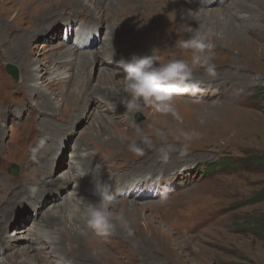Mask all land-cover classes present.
I'll list each match as a JSON object with an SVG mask.
<instances>
[{
    "label": "rangeland",
    "instance_id": "374dc122",
    "mask_svg": "<svg viewBox=\"0 0 264 264\" xmlns=\"http://www.w3.org/2000/svg\"><path fill=\"white\" fill-rule=\"evenodd\" d=\"M67 1L0 0V264H34L38 253L11 257L14 248L6 247L31 246L42 229L70 259L90 264H264V238L247 226L264 222V202L243 205L264 188V171L233 165L247 151L264 152V0H80V9ZM197 28L220 34L212 37L217 76L194 68L204 90L199 99H177L182 120L151 108L127 112L123 84L101 81L108 71L122 79L120 59L153 49L162 63L172 56L190 63V51L175 43ZM82 54L99 55L82 65ZM106 54L115 66L103 62ZM8 64L16 78L7 74ZM36 67L48 71L42 80L30 78ZM134 121L153 137L140 156L128 150ZM180 130L200 135L185 141ZM75 146V162L92 155L91 168L117 196L114 211L123 212L133 235L119 221L108 236L76 232L86 225L83 206L63 203L75 181L50 201L58 176L73 166ZM20 177L33 179L35 196ZM165 188L170 198L161 205L157 194ZM58 205L61 211L52 214ZM52 215L54 224H46ZM53 255L43 257L69 264Z\"/></svg>",
    "mask_w": 264,
    "mask_h": 264
},
{
    "label": "clouds",
    "instance_id": "9594fccd",
    "mask_svg": "<svg viewBox=\"0 0 264 264\" xmlns=\"http://www.w3.org/2000/svg\"><path fill=\"white\" fill-rule=\"evenodd\" d=\"M213 35L219 36L220 34H213L211 31L202 32L197 28L192 30L188 38L176 41L177 48L182 51H190V63L176 56H172L162 63L158 49H153L150 55H133L129 59H120L117 63L123 70L122 91L126 98L122 104L126 111L143 113L145 108H151L163 115L170 114L177 121L182 120L176 106L177 99L181 97L199 99L197 93L204 90L203 81H198L194 75V68H204L206 75L210 78L214 79L217 76L216 64L213 62L215 57ZM133 124L136 138L128 143V150L140 156L144 154L147 147L152 146L153 137L135 121ZM199 135L195 130L179 131V137L185 141H191ZM155 136L161 140L167 139V134L161 129H155ZM161 152L162 158L167 160V151L162 149ZM82 155L86 156L87 153H82ZM85 174L87 173H82L81 176ZM98 190L101 193V198L98 201L93 202L80 197L87 228L94 230L98 236H108L115 231L116 223L114 221H119L127 229L128 235H133L134 230L125 220L123 212L117 214L114 211L117 196L104 185H98ZM170 191L165 188L157 194L161 205L169 201Z\"/></svg>",
    "mask_w": 264,
    "mask_h": 264
},
{
    "label": "bare ground",
    "instance_id": "6f19581e",
    "mask_svg": "<svg viewBox=\"0 0 264 264\" xmlns=\"http://www.w3.org/2000/svg\"><path fill=\"white\" fill-rule=\"evenodd\" d=\"M80 0H68L66 5L71 8V9H75V8H82V4H80ZM79 8V9H80ZM75 11V10H74ZM158 24V23H157ZM157 28V27H156ZM80 34V33H79ZM79 42L76 43L75 47L77 48H81L85 42H83L81 39L78 40ZM103 51V50H102ZM99 54H82L80 59L83 60L82 62H80L82 65H85L87 63V60L89 58H93L95 56H97ZM112 55H116V56H119V53H116V52H112ZM115 58L112 56L110 57V55L106 54V55H103V62L107 63L108 65H111V66H115ZM112 61V62H111ZM118 67V65H117ZM120 68V67H118ZM121 69V68H120ZM32 71V75H31V80H34V81H37V80H42L43 78V75L44 74H48V71L46 69H40L38 67H36L34 70H31ZM115 74L112 72V71H108L106 72L102 77H100L101 81L103 82H113L114 84H118V83H122V79L118 78V77H113ZM57 77H60L61 75L60 74H57L56 75ZM65 76V75H64ZM68 79L67 77H64V78H58L57 80H61V79ZM51 79V78H50ZM34 83V82H33ZM33 87L37 90L38 86L37 84L33 85ZM82 87V86H81ZM78 90V89H77ZM79 150V148H77V146H75L73 152L74 154L71 153V157H70V161L73 163V166H71V170L70 171H67L65 173H63L62 175L58 176V179L60 182L56 183L58 184L57 187H60L58 189V194L57 195H54V196H51L50 198V201L54 202L57 198H63L61 195L63 193H65L67 191V188L69 185H67V181L69 180L70 182L71 181H75L76 184L73 187L72 190H70L68 193H66V196H64L63 198V203L64 205L69 203V202H72V204H75L76 206H83L80 202V197H84V194H88L91 195L93 197V199H100L101 198V193L100 191L98 190V185H104L106 188L108 187V185L103 181V179L99 178L98 177V173H94L95 171H97L98 169L96 167H93L91 168V165H92V162L90 163V159L92 158V155L90 154H87L86 156H82L81 158H79V162H75V159L77 158V151ZM26 162H24L25 164ZM92 169V171L89 169ZM84 170V171H83ZM82 173H87L83 176H81ZM26 177V176H24ZM32 177V176H31ZM30 178V177H29ZM89 178H92L94 179L95 183L94 185H90V187L88 186V180ZM26 179V178H25ZM20 180H21V177H20ZM23 180V179H22ZM20 181V182H23V181ZM2 184L5 183V180L4 181H0ZM7 182V181H6ZM33 182V179H29L27 181H24L22 183V185L25 186L26 189L30 190L31 192V195L32 196H35V192L36 190L33 189L32 187L29 188V186L31 185V183ZM51 182V181H50ZM49 182V184H50ZM41 185H45V183H39ZM1 186V185H0ZM56 187V186H55ZM70 187V186H69ZM71 188V187H70ZM14 189L12 187V190L11 192H13ZM85 198V197H84ZM86 199V198H85ZM88 200V199H86ZM36 202V201H35ZM66 202V203H65ZM6 203V201H5ZM7 205V204H6ZM44 205V204H43ZM68 205V204H67ZM61 205L58 207L55 206L53 208V212L52 214H56V212H59L61 211ZM69 207V206H66V208ZM3 206L1 205L0 203V209H2ZM4 211L0 210V213H3ZM47 221H46V224H52L55 220V217L52 215L50 217H47ZM54 224V223H53ZM83 225L86 224L85 223H81ZM78 225V224H77ZM76 225V226H77ZM46 226V225H45ZM50 226V225H49ZM54 226V225H53ZM77 229V228H76ZM5 231V229L3 228V225L0 224V235ZM22 230L18 231L17 233L15 234H18L19 232H21ZM76 232L78 233H82V235L86 234V236L88 235V228L87 226H80ZM67 233V232H66ZM92 234V233H91ZM81 235V236H82ZM50 235H48V233L46 232V230L44 231V229L42 230H37L36 232V235L35 237L33 238H30L32 240L29 239V241H32V245L31 246H27V247H22V248H19V249H15L16 247V241H14L13 244H9L6 248L8 249H13V253L11 255V257H15L17 256L18 254L20 255H25V254H28V252H34L36 255L38 253V257L39 258H42V260H39V258L36 257V261L34 264H51L50 262L52 260H50L48 257H44L46 254L48 255H52V254H55L53 255L55 259H59L61 260V262L63 261L64 263L67 262L70 264H90L88 263L87 261L84 260V262H82V258L79 259V257L76 256L77 259H70V257L67 256V254H64V252L62 251V242L59 240H54V239H50ZM85 237V236H84ZM82 238V237H80ZM49 244V247H47V245ZM5 248V249H6ZM49 248V249H47ZM71 250V249H70ZM42 256L40 257L39 256ZM58 263V262H57ZM62 264V263H61Z\"/></svg>",
    "mask_w": 264,
    "mask_h": 264
},
{
    "label": "trees",
    "instance_id": "16d2710c",
    "mask_svg": "<svg viewBox=\"0 0 264 264\" xmlns=\"http://www.w3.org/2000/svg\"><path fill=\"white\" fill-rule=\"evenodd\" d=\"M233 165L238 166L241 170L259 168L264 171V152L247 151L244 153L243 157L234 160ZM262 202H264V188L253 193L247 200H245L243 205L252 206ZM247 223L249 233L258 238H264V222L248 220Z\"/></svg>",
    "mask_w": 264,
    "mask_h": 264
},
{
    "label": "water",
    "instance_id": "95a60500",
    "mask_svg": "<svg viewBox=\"0 0 264 264\" xmlns=\"http://www.w3.org/2000/svg\"><path fill=\"white\" fill-rule=\"evenodd\" d=\"M7 74H9L11 77L13 78H16L17 77V70L15 68V66L13 65H6V68H5Z\"/></svg>",
    "mask_w": 264,
    "mask_h": 264
}]
</instances>
